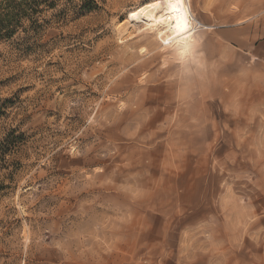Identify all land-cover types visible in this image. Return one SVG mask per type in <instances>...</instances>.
<instances>
[{"label": "rangeland", "instance_id": "obj_1", "mask_svg": "<svg viewBox=\"0 0 264 264\" xmlns=\"http://www.w3.org/2000/svg\"><path fill=\"white\" fill-rule=\"evenodd\" d=\"M26 1L0 264H264V0Z\"/></svg>", "mask_w": 264, "mask_h": 264}, {"label": "trees", "instance_id": "obj_2", "mask_svg": "<svg viewBox=\"0 0 264 264\" xmlns=\"http://www.w3.org/2000/svg\"><path fill=\"white\" fill-rule=\"evenodd\" d=\"M20 1V2H18ZM34 15L43 14L44 10L40 7L46 6L48 9H54L55 4H47L46 0H32ZM26 0H0V41L11 40L20 28L23 18L30 17L26 6ZM94 9H90L92 11ZM37 21H35V24Z\"/></svg>", "mask_w": 264, "mask_h": 264}, {"label": "bare ground", "instance_id": "obj_3", "mask_svg": "<svg viewBox=\"0 0 264 264\" xmlns=\"http://www.w3.org/2000/svg\"><path fill=\"white\" fill-rule=\"evenodd\" d=\"M176 11L182 20H186L188 17H191L190 8L185 4L184 0H176Z\"/></svg>", "mask_w": 264, "mask_h": 264}]
</instances>
